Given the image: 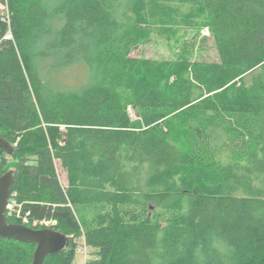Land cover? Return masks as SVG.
<instances>
[{"label": "trees", "instance_id": "16d2710c", "mask_svg": "<svg viewBox=\"0 0 264 264\" xmlns=\"http://www.w3.org/2000/svg\"><path fill=\"white\" fill-rule=\"evenodd\" d=\"M0 2V175L28 226L70 236L43 264H76L71 235L86 264H264V0ZM204 28L213 60L133 54ZM34 249L0 238V264Z\"/></svg>", "mask_w": 264, "mask_h": 264}, {"label": "rangeland", "instance_id": "374dc122", "mask_svg": "<svg viewBox=\"0 0 264 264\" xmlns=\"http://www.w3.org/2000/svg\"><path fill=\"white\" fill-rule=\"evenodd\" d=\"M184 38L185 40L183 41V43H181L180 46L175 48V53H173L174 51L171 50L172 48H170L169 45L165 43V41L159 40L153 41L152 43L146 46H141L139 49L133 51V54L153 58H174L176 54L180 52L179 54L181 55V57L187 56L193 59L200 60H213L217 57V50L215 48L213 39L210 36V32L208 29L204 28L202 32H200V34H194L191 32ZM85 71V66H83L82 64H76L73 67L67 69L63 73L64 84L69 85L78 83L85 77ZM129 113L132 119L138 118V113L133 106L129 107ZM5 157L7 159V162L10 164V162L13 160L12 157H10V155L8 154ZM56 167L61 182L66 185V171L62 169L59 162L56 163ZM23 218L24 216L19 219H21L23 222ZM27 218L29 217L27 216ZM41 222H39L38 220H34L33 224H41L50 227L56 224V221L54 220H43ZM71 236L74 238V242L77 243V250L75 256L76 264H86L87 260L93 257V254H91L93 252L92 247L86 245L82 236Z\"/></svg>", "mask_w": 264, "mask_h": 264}, {"label": "water", "instance_id": "95a60500", "mask_svg": "<svg viewBox=\"0 0 264 264\" xmlns=\"http://www.w3.org/2000/svg\"><path fill=\"white\" fill-rule=\"evenodd\" d=\"M0 148L7 153L14 151V145L3 136H0ZM14 181L13 169L0 175V238H12L34 243L32 264H43L47 255L61 253L68 249L70 236L50 226L36 228L24 223L9 222L6 213Z\"/></svg>", "mask_w": 264, "mask_h": 264}, {"label": "built area", "instance_id": "2783aa9c", "mask_svg": "<svg viewBox=\"0 0 264 264\" xmlns=\"http://www.w3.org/2000/svg\"><path fill=\"white\" fill-rule=\"evenodd\" d=\"M0 10L2 12H4L7 17H9L8 7H7V5L5 3L0 2ZM5 37L6 38H11L12 37V33H11V29L10 28H8ZM20 206L21 205L19 203H17L13 199V197H11L10 200H9V203H8L7 213H9V214H11V216L17 217V218H22L24 216V218H23L24 221L23 222L26 223V222L29 221V218H27L28 213L27 214H21V207Z\"/></svg>", "mask_w": 264, "mask_h": 264}, {"label": "flooded vegetation", "instance_id": "af4514ba", "mask_svg": "<svg viewBox=\"0 0 264 264\" xmlns=\"http://www.w3.org/2000/svg\"><path fill=\"white\" fill-rule=\"evenodd\" d=\"M7 214H8V216L13 217V216H11V214H9V213H7ZM24 224H26V223H24Z\"/></svg>", "mask_w": 264, "mask_h": 264}]
</instances>
